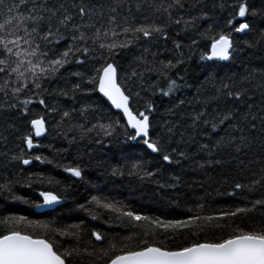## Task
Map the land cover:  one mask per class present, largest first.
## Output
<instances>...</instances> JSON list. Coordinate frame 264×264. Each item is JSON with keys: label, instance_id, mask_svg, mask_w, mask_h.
I'll use <instances>...</instances> for the list:
<instances>
[{"label": "snow or ice", "instance_id": "snow-or-ice-1", "mask_svg": "<svg viewBox=\"0 0 264 264\" xmlns=\"http://www.w3.org/2000/svg\"><path fill=\"white\" fill-rule=\"evenodd\" d=\"M145 2L151 14L145 15L144 19L137 23L129 16H121V0L107 8L106 18L103 5L98 9L83 0L79 3L77 0H0V110H17L20 115L28 116L29 105L38 104L49 114L58 113L60 119L53 131L67 138V131H61V128L64 126L71 130L74 135L69 141L70 144L85 139L90 142L95 139L96 143L105 144L123 136L125 142L139 140L151 153L160 154L168 165H178L181 159H190V154L180 147L191 142L185 138L184 132H180L179 139L173 143L178 127L175 122L166 121L161 133L155 130V125L150 119L155 108L150 99L145 100L143 110L133 107L137 99H145L142 92L169 97L184 86L178 82L184 80L183 76H178L177 79L170 75L174 69L188 62L181 51V42L173 41L177 50L175 62L172 59H158L157 52L144 47L135 58V67L125 72L118 64L117 57L122 53L126 54L129 48L137 46L142 40L146 44L160 39L167 41V29L173 24L181 26L176 33L179 35L181 31L196 29L197 20H209L210 17L201 9L200 16L185 19L183 15L178 14L184 9V0ZM219 7L223 9L224 3ZM229 7L231 11L224 21L229 29L227 32L220 30L211 34V25L200 32L202 40L211 41L210 54H201V60L231 61L237 51L233 33L250 34L254 30L252 20L245 19L246 17L264 19V0H261L259 8L253 7L249 0H233ZM136 8L140 11L141 5L137 4ZM128 11L131 12V6ZM174 12L177 15L174 16ZM97 17L104 22L100 23ZM197 43L199 41L193 40L189 46V59L194 54V46ZM244 43L248 48L264 44V30L260 31L259 39L255 42ZM90 63L91 70L88 72L71 71L70 75L78 78L77 82H74L70 89L59 90L58 95L68 96L71 93V98L75 99L78 92L89 96L99 93L110 102L112 108L122 113V116L105 114L99 105L82 107L77 113L76 109L64 110L56 105L50 106L43 98L49 94L47 84L64 77L69 65L87 67ZM147 74L154 75L157 79L146 83ZM261 75L264 76V72ZM161 80L164 81L163 86L160 84ZM215 80V72L210 67L208 81ZM212 86L215 88V94L211 98H205L203 104L207 106L210 102L221 101L223 98L225 106L221 109L217 105L211 111L207 107L194 111L190 116L189 128L195 132L203 127L211 129L213 133H219L223 128L231 127L234 132L240 133L239 142L236 136L230 134L228 144L236 153H240L245 150L246 145L251 144V139L244 134L240 121L242 120L243 125L254 134L257 131L255 121L259 119V131L264 140V107H260L257 114L252 112L253 105L248 104L246 112L241 115L239 105L252 99L248 95L249 90L246 87L238 88L231 76L220 81L218 85L213 83ZM245 97L247 99H244ZM184 103L185 101L180 100L177 107ZM29 123L30 131L20 139L27 149L31 150L42 146L34 143V137L43 135L47 128L43 114L30 119ZM220 146V143H217L215 147ZM199 148L200 151H207L210 156L213 154V149H210L207 143ZM67 151V148L63 149V152ZM10 160L23 165H29L35 160L54 165L56 168L63 167L65 172L79 179H83L84 175V169L78 165H61L41 155L29 157L23 147L12 155ZM208 163L220 164L221 161L210 160ZM149 164L150 161L147 160H133L130 165H126L128 175L135 176L142 182L154 183L160 189L178 186L179 176H172L169 181L162 183V168L152 170ZM200 167L205 165L201 164ZM124 174L121 168L112 170L113 176ZM36 175L38 180L27 178L26 187H31L34 182L45 181V177ZM254 175L257 178L249 184L237 182L234 188L248 192H255L258 187L264 189V166ZM53 181V177H47L48 183ZM13 183L15 182L0 184V195L7 193L6 199L28 204L29 201L23 196L14 195ZM228 194L235 196L236 192ZM39 196L43 198V204H37L36 207L61 202V197L52 191H41ZM248 204L251 207H236L234 210L225 211L221 217H202L197 213L188 220L162 219L160 216L138 211L130 203L126 204L103 195L92 196L88 205L81 204L80 207L89 213L93 220L109 213V219L112 221L109 227L124 230L125 234L119 240L115 236L106 240L99 231L91 233L96 241L106 244L98 251L94 246L93 251L88 252L90 256H97L102 264H264V196L248 200ZM200 207L203 208V205ZM188 211L191 212L192 209ZM257 211L261 213L262 218L258 221L250 219L247 230L225 222L218 227L231 229L227 237L215 241L195 242L175 249L161 246L166 237L175 238L178 230L197 227L196 221L201 219L225 220L226 217L238 215L247 219ZM9 222L24 223L25 217L0 220V225L5 226V231L0 232V264H74V258L81 255V249L78 247L65 249L62 253L55 250L54 243L47 239L46 235L49 231L57 232V229L49 225L42 226L46 230L45 237H33L22 233L18 228H8ZM32 223L28 222L29 226ZM73 227L79 229L80 226ZM62 234L71 235L77 241L80 239L78 232Z\"/></svg>", "mask_w": 264, "mask_h": 264}, {"label": "trees", "instance_id": "trees-1", "mask_svg": "<svg viewBox=\"0 0 264 264\" xmlns=\"http://www.w3.org/2000/svg\"><path fill=\"white\" fill-rule=\"evenodd\" d=\"M81 2V0H77ZM83 2L96 8L104 6L105 18L107 17V8L116 4L117 0H83ZM150 2V0H148ZM233 0H184V9L179 11L185 19H190L201 15V9L208 13L209 20H197V28L190 31H181L177 35V30L181 27L173 24L167 29L168 40L162 39L146 44L143 40L137 46L131 47L126 54L122 53L117 57V62L125 72L135 67V58L140 55L144 47L157 52L158 59H172L175 62L177 50L174 48L173 41H179L182 44L181 51L185 54L188 62L174 69L170 75L172 78L183 76V87L169 97L160 94L151 95L150 92H142L144 100L137 99L133 104L135 109L143 110L145 100L150 99L153 102L155 111L150 119L155 125L158 133L164 131L163 124L166 121L175 122L177 135L173 137V143L179 139V133L184 132L185 138L190 139L188 144L180 147L190 154V159H181L180 164L168 165L164 162L160 154H152L146 146L139 140L125 142L123 136L120 139L112 140L110 143L98 144L93 139L91 142L87 139L69 143L74 133L62 126L61 131H67V138L60 136L53 131L58 123L59 114H49L44 107L38 104L29 105L30 113L28 116H22L17 110H0V184L6 182L13 183V193L17 196H23L29 201L28 204L15 199H6L8 195H0V220H7L12 217L14 220L19 217H25L24 223H11L8 228H18L22 233H27L33 237H45L46 230L43 225H49L57 229V232H47L46 238L54 243L55 250L63 252L65 249L78 247L81 249V255L74 258V264H102L97 256H90L88 252L93 251L95 246L98 251L100 247L106 246L103 241H96L91 235L93 231L101 232L106 240L114 236L119 240L123 237L124 230L116 227H109L112 221L110 214L104 213L100 218L93 220L91 215L81 209L80 205H88L92 196L103 195L130 203L136 210L142 211L152 216H160L162 219H191L194 214L202 217L213 216L221 217L225 211L234 210L236 207L248 206V200L264 196V189L257 188L255 192L239 190L234 188V184L239 182L249 184L257 178L254 174L259 172L261 166H264V140L259 131L261 124L259 119L255 121L257 131L252 134L248 127H244V134L251 139V144L246 145L245 150L236 153L234 148L228 144L229 135L238 137L240 133L233 131L231 127L223 128L219 133L211 132V129L201 127L197 131L189 128L191 124L190 116L194 111L203 110L207 107L209 111L219 105L223 109L224 100L212 101L207 106L203 104L205 98H211L215 94V88L212 84H219L220 81L231 76L238 88L246 87L248 95L252 97L248 103L240 104L241 115L252 104V112L259 113L260 107H264V44L255 48H248L244 41L255 42L259 39V33L264 30V19L259 17L245 19L252 20L253 31L250 34L239 35L233 33V39L237 43V51L234 57L228 63H216L201 60L200 55H208L210 51V40H202L200 32H203L209 25L212 26L215 34L220 30L228 31L224 21L228 18L231 11L229 5ZM253 7L259 8L261 0H249ZM224 3L225 7L221 9L219 5ZM121 16H129L137 23L141 22L145 15H150L151 10L147 7L145 0H121ZM140 4L141 9L137 11L136 5ZM195 4V7H193ZM131 6V12L128 8ZM173 15H177L176 12ZM100 23L104 21L100 17L96 18ZM198 29V30H197ZM210 34V35H211ZM197 40L194 46V54L189 59V46L192 41ZM213 69L216 80L208 81L209 69ZM91 70V63L87 67L80 65H69L65 76L53 80L47 84L48 93L43 98L48 105H56L64 110L76 109L89 105H99L105 114H112L115 117L122 116L115 113L113 109L102 99L98 93L91 96L76 93L75 99L68 96L58 95L59 90L70 89L76 77L70 75L71 71L88 72ZM156 76L147 74L146 83L155 81ZM161 86L164 81H160ZM24 98V97H22ZM244 99H247L245 97ZM183 100V105L179 101ZM2 103V101H0ZM174 110V111H171ZM171 112V114H170ZM43 114L46 120L47 135L41 141L34 140L42 146L32 152H28L26 145L20 139L22 135L30 131V119ZM76 115V114H74ZM93 118V117H90ZM77 119L79 116L77 115ZM75 122V121H73ZM123 122V121H122ZM207 143L213 154L210 156L207 151H200L199 146ZM220 143V147H215ZM23 147L26 155H41L48 159H53L54 163L61 165L80 166L84 169L83 179L73 177L71 173L65 172L63 167L56 168L54 165L40 163L33 160L31 164L24 167L19 162H13L10 157ZM67 148V152L63 149ZM59 153V154H58ZM143 159L150 161L149 167L155 170L162 168L163 174L160 176L162 183L169 181L172 176H179V184L175 188L166 187L160 189L154 183L142 182L135 176L128 175V168L133 160ZM220 160V164H209V161ZM205 167L201 168L200 165ZM121 168L124 171L123 176H113V168ZM45 177L42 183H33L31 187H26L28 177L38 180L36 175ZM47 177H53L54 181L50 184ZM59 183H56V182ZM41 191H52L61 197V202L51 205L36 207L37 204H43V198L39 196ZM236 192L231 196L229 192ZM245 197L247 199H245ZM203 205V208L200 206ZM91 207V205H89ZM192 209L191 212L188 210ZM262 215L259 211L252 214L249 218L238 215L237 217H226L225 220L214 219L212 221H196L197 227L192 229L178 230L175 238L166 237L164 244L170 248L183 247L195 242L215 241L221 237H227L231 229L218 227L225 222L229 225H236L247 230L251 220H260ZM28 222H33L29 226ZM73 226H80L79 229ZM5 231V226L0 225V232ZM78 232L80 239L77 241L71 235L62 233ZM119 246V245H118ZM87 251H84V250Z\"/></svg>", "mask_w": 264, "mask_h": 264}, {"label": "water", "instance_id": "water-1", "mask_svg": "<svg viewBox=\"0 0 264 264\" xmlns=\"http://www.w3.org/2000/svg\"><path fill=\"white\" fill-rule=\"evenodd\" d=\"M239 35H246V34H240V33H238ZM208 54H210V51H209V53ZM209 62H216V63H228L229 61H209ZM98 95L102 98V99H104V101L111 107V105H110V102H108L107 100H106V98H104V97H102V95L101 94H99L98 93ZM112 108V107H111ZM113 109V111L115 112V113H118V114H121L122 115V113H120L118 110H116V109H114V108H112ZM47 135V131L43 134V135H41V136H39V137H35V140L36 141H41L43 138H45V136ZM133 143H135L136 141H132ZM27 148V147H26ZM36 149H38V148H33V149H31V150H28V152H32L33 150H36ZM150 151V150H149ZM151 152V151H150ZM152 154H157V153H152ZM24 167H27L28 165H23Z\"/></svg>", "mask_w": 264, "mask_h": 264}, {"label": "bare ground", "instance_id": "bare-ground-1", "mask_svg": "<svg viewBox=\"0 0 264 264\" xmlns=\"http://www.w3.org/2000/svg\"><path fill=\"white\" fill-rule=\"evenodd\" d=\"M34 140H35V137H34Z\"/></svg>", "mask_w": 264, "mask_h": 264}, {"label": "rangeland", "instance_id": "rangeland-1", "mask_svg": "<svg viewBox=\"0 0 264 264\" xmlns=\"http://www.w3.org/2000/svg\"><path fill=\"white\" fill-rule=\"evenodd\" d=\"M45 207V206H44Z\"/></svg>", "mask_w": 264, "mask_h": 264}]
</instances>
